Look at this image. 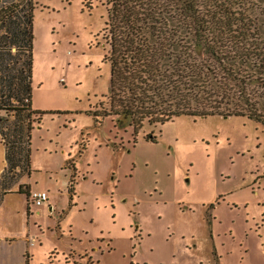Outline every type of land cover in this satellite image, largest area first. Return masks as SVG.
<instances>
[{
  "label": "rangeland",
  "instance_id": "1",
  "mask_svg": "<svg viewBox=\"0 0 264 264\" xmlns=\"http://www.w3.org/2000/svg\"><path fill=\"white\" fill-rule=\"evenodd\" d=\"M17 1L0 23V242H13L2 263L26 248L27 264H264L262 124L97 121L107 0L0 9ZM29 186L48 203L27 215Z\"/></svg>",
  "mask_w": 264,
  "mask_h": 264
},
{
  "label": "trees",
  "instance_id": "2",
  "mask_svg": "<svg viewBox=\"0 0 264 264\" xmlns=\"http://www.w3.org/2000/svg\"><path fill=\"white\" fill-rule=\"evenodd\" d=\"M21 5L1 8L0 23ZM106 6L110 78L106 104L93 113L97 121L112 116L135 132L179 117H242L264 127V0H107ZM27 34L30 68V15Z\"/></svg>",
  "mask_w": 264,
  "mask_h": 264
},
{
  "label": "crops",
  "instance_id": "3",
  "mask_svg": "<svg viewBox=\"0 0 264 264\" xmlns=\"http://www.w3.org/2000/svg\"><path fill=\"white\" fill-rule=\"evenodd\" d=\"M29 171H31L32 172V166H31V164H30V168L28 169ZM30 191L29 192H31V191H33L32 189H31V187L29 186V188H28ZM47 194H48V192H46ZM16 195H25L26 196V194H18V193H15ZM48 203V199H47V201H46V203H44L43 205L45 206L46 204ZM32 208V207H35V206H33V205H27V215H29V213H30V208ZM40 207H42V206H40ZM39 208V207H38ZM4 243V248H5V251L7 252L8 250H9V248L11 247V244L13 243V242H8V241H1L0 243ZM25 243H27V240L25 241ZM32 247V246H31ZM34 247V246H33ZM24 249H25V251H24ZM24 253V254H23ZM28 254V249L26 250V248H23L22 249V251H21V257L19 258V259H17V262L15 263V264H25L26 263V255ZM7 254L6 253H4L3 251H2V249L0 248V264H3L2 262H4V263H7V262H9L10 261V258L9 257H7L6 256ZM63 259H64V263H66L67 264V262H68V260L65 258V255H64V257H63ZM30 260V259H29Z\"/></svg>",
  "mask_w": 264,
  "mask_h": 264
},
{
  "label": "built area",
  "instance_id": "4",
  "mask_svg": "<svg viewBox=\"0 0 264 264\" xmlns=\"http://www.w3.org/2000/svg\"><path fill=\"white\" fill-rule=\"evenodd\" d=\"M48 199V194L44 191H31L28 194V204L35 207H40L46 203Z\"/></svg>",
  "mask_w": 264,
  "mask_h": 264
}]
</instances>
